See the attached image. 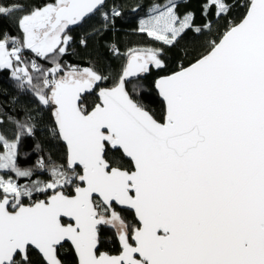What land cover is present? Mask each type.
Returning a JSON list of instances; mask_svg holds the SVG:
<instances>
[{
	"label": "snow or ice",
	"instance_id": "snow-or-ice-1",
	"mask_svg": "<svg viewBox=\"0 0 264 264\" xmlns=\"http://www.w3.org/2000/svg\"><path fill=\"white\" fill-rule=\"evenodd\" d=\"M126 9L160 46L121 51ZM198 12L190 0H0V25L17 29L0 27L14 89L0 103V264H64L66 246L75 264H264V0H198ZM73 26L82 48L110 37L119 70L65 63ZM40 131L64 159L22 166ZM109 234L117 255L101 250Z\"/></svg>",
	"mask_w": 264,
	"mask_h": 264
},
{
	"label": "trees",
	"instance_id": "trees-1",
	"mask_svg": "<svg viewBox=\"0 0 264 264\" xmlns=\"http://www.w3.org/2000/svg\"><path fill=\"white\" fill-rule=\"evenodd\" d=\"M26 4L39 3L40 0H24ZM137 0H128L129 4L136 3ZM139 3L145 5V7L152 2V0H138ZM190 7L193 10L198 12V0H190ZM145 15L143 11L140 13H133L130 9H126L125 11V19L118 22V27L120 29L117 37L115 39L119 40L121 51H125L127 48H136V47H152V46H160L159 44H154L150 39H148L145 35L134 32L133 29L137 26L138 20ZM199 22V21H198ZM5 29H10L13 34L16 33L17 29L11 24L0 25ZM85 31L84 28L75 27L74 30L70 32V34L74 38V43L70 46L68 54L63 58L65 63L67 64H75L80 67L88 66L91 62H97V66L101 68H105L108 70H116L118 71L121 64L124 62L123 59H115L111 57V55L107 52L104 47V40L110 37L106 36L102 38L100 41H90L89 46L87 48H82L79 45V38ZM168 63L169 66H174L177 59V52L175 49L167 52ZM48 65H45L47 67ZM156 77V71L153 70L151 74L147 75L146 79H143L141 82L147 87L151 84V82ZM133 82L136 81V78H132ZM132 85H129V89L131 90ZM13 83L8 78L7 74L0 73V103L4 102L6 96L13 92ZM150 95L151 99L154 101L151 103V108L154 112L159 113L161 109V104L159 102V98L156 97L154 90L150 93H146ZM94 99V97L89 96V102ZM55 141H52L51 137L45 132L40 131L37 134L35 140L26 141L22 151L31 153L29 159L25 161L21 158L22 166H27L35 163L36 159L40 155H44L45 157L49 155V151H51L53 158L60 162L64 159V153L66 151L65 147L60 144L57 147H53ZM40 144L43 146L44 151L40 152L38 149H35V145ZM41 178H46L43 175ZM23 182V181H22ZM69 191H71L69 189ZM34 198L44 199L45 196L41 194H37ZM129 222H134V216L131 213H128ZM102 251H107L112 255H117L119 253V243L114 239V237L109 234L105 237L104 247L101 249ZM60 256L64 261V264H75V258L71 251V249L66 246L64 249H61Z\"/></svg>",
	"mask_w": 264,
	"mask_h": 264
},
{
	"label": "water",
	"instance_id": "water-1",
	"mask_svg": "<svg viewBox=\"0 0 264 264\" xmlns=\"http://www.w3.org/2000/svg\"><path fill=\"white\" fill-rule=\"evenodd\" d=\"M75 27H78V26H73V28H75ZM66 149V148H65ZM120 247V246H119Z\"/></svg>",
	"mask_w": 264,
	"mask_h": 264
}]
</instances>
